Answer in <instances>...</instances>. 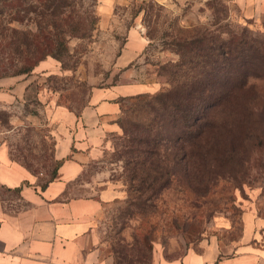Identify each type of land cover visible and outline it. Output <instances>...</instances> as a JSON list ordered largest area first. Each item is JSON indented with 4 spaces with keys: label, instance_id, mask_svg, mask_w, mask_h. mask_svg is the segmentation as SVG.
<instances>
[{
    "label": "rangeland",
    "instance_id": "rangeland-1",
    "mask_svg": "<svg viewBox=\"0 0 264 264\" xmlns=\"http://www.w3.org/2000/svg\"><path fill=\"white\" fill-rule=\"evenodd\" d=\"M105 3L106 0H68L65 14L86 35L68 37V50L61 59L49 56L26 74L16 72L34 50L26 43L37 28L27 20H11L8 8L0 13V81L19 80L13 86L0 88V93L3 90L8 94L0 100V145H6L13 160L45 182L57 176V129L72 125L71 117L79 118L96 92H106L121 83L158 82L152 67L146 64L147 58H177L165 48L164 40L189 36L199 29L220 33L223 38L248 29L264 38V30L236 16L231 0ZM2 9L5 8L0 3ZM34 16L37 18V14ZM133 30L146 40L147 46L135 61L122 68L119 60ZM253 83L261 96L257 106L264 108V80ZM155 93L125 98L119 104L115 123H111V117L102 120V124L111 123L117 128L105 129L109 147L104 159L113 170L111 179L126 194L124 202L108 214L107 254L116 264H152L155 250L171 259L200 250V246L206 249L215 242L224 252H230L240 241L248 216L256 221L264 237V112L254 116L253 131L244 143L240 132L234 134L230 162L219 163L212 167L213 172L192 178L179 173L169 180L160 179L144 193L127 172L128 155L120 124L128 120L149 124Z\"/></svg>",
    "mask_w": 264,
    "mask_h": 264
},
{
    "label": "trees",
    "instance_id": "trees-1",
    "mask_svg": "<svg viewBox=\"0 0 264 264\" xmlns=\"http://www.w3.org/2000/svg\"><path fill=\"white\" fill-rule=\"evenodd\" d=\"M0 3L5 8L1 14L8 8L11 20H27L37 28L26 43L34 50L16 74L31 72L49 56L61 59L68 50V37L86 35L65 14L68 0ZM150 38L156 39L153 35ZM164 45L177 58L146 60L152 67L148 70L162 84L150 103V123L128 120L120 124L128 155L127 172L144 193L160 179L169 180L179 173L192 178L213 172L212 167L219 163L230 162L234 134L240 132L244 143L253 131L254 116L264 112L257 106L261 96L253 83L264 80V38L248 29L240 35L231 33L228 38L199 29L189 36L164 40Z\"/></svg>",
    "mask_w": 264,
    "mask_h": 264
},
{
    "label": "crops",
    "instance_id": "crops-1",
    "mask_svg": "<svg viewBox=\"0 0 264 264\" xmlns=\"http://www.w3.org/2000/svg\"><path fill=\"white\" fill-rule=\"evenodd\" d=\"M231 1L241 21L264 30V0ZM146 46L133 30L120 67L135 61ZM18 81H0V88ZM161 88L155 81L128 82L96 92L81 116L71 117L72 125L56 131L55 156L60 165L53 180L45 182L13 160L6 145H0V264H116L107 254L108 214L124 202L126 194L111 179L113 170L104 159L109 147L105 129L117 130L111 123L120 112L119 98ZM7 95L2 90L0 100ZM105 117H111V123L102 124ZM200 247L171 259L155 250L152 264H264L263 231H258L251 216L230 252L215 242Z\"/></svg>",
    "mask_w": 264,
    "mask_h": 264
}]
</instances>
